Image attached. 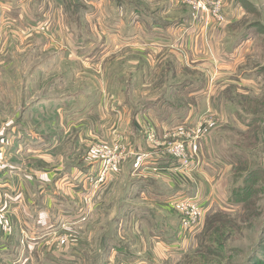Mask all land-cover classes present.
Instances as JSON below:
<instances>
[{
    "label": "rangeland",
    "instance_id": "374dc122",
    "mask_svg": "<svg viewBox=\"0 0 264 264\" xmlns=\"http://www.w3.org/2000/svg\"><path fill=\"white\" fill-rule=\"evenodd\" d=\"M174 1L176 6L168 0H0L4 6L0 16V119L12 123L2 124L4 134L8 135L12 126L19 125L20 118L26 119L31 106L43 96L68 98L80 90L91 92L89 96L93 97L100 81L101 87L109 90L103 95L112 105L126 102L130 116L141 113L150 119L148 108L155 107L153 113L159 114L157 118H164L158 125L151 119V124L147 123L143 134L148 148L141 152L154 150L171 158L175 167L169 169L188 178V181L182 179L181 186L175 189L187 188L195 182L192 190L196 205L184 210L173 202L192 198L166 200L169 192L160 178L168 169L153 173V179L150 178L158 193L154 201L167 207L165 214L180 229L187 212L190 215L195 210L201 217L193 232L181 237L179 231V240L185 238L186 242L171 253L155 250L140 253L141 246L135 239L147 240L148 235H142L135 227L134 215L127 205L142 203L133 192L140 189L132 182L136 178L148 179L146 176L150 175L145 176L143 169L134 168L133 153L140 150L117 137L123 130L120 124L126 119L120 123L115 119L119 124L111 132L114 137L87 141L88 144H82L81 153L69 155L66 161L83 166L82 169L92 160L105 166L106 159L102 158L108 150L117 159L119 173L123 168L129 170L132 163V175L114 177L108 186L107 201L96 202L98 218L96 210L93 215L89 213L96 194L93 200L83 198L86 204L82 206L81 220L84 221L76 227L69 224L59 228L62 220L56 213L51 220L44 215L35 234L47 230L43 227L48 228V244L23 249L22 257L32 251L35 255L51 250L63 254L78 247L82 253L80 262L71 260L70 264H115L109 258L108 247L120 243L133 251L137 248L138 253L131 252L133 259L124 263L120 260L118 264H264V0H222L228 5V16L221 22L205 19L213 34L221 35L220 44L227 39L225 33L226 41L232 43L228 45L235 52L228 60L231 65L217 60L215 75L207 78V87L199 95H188L185 84L192 80L195 87L203 85L207 75L199 69L181 68L173 51L154 57L155 53L141 42L144 34L134 38L143 32L136 18V7L140 5L158 22L173 20L182 9L190 10L192 16L195 14L188 2ZM229 19L231 27L224 25ZM170 47L175 46L171 43ZM111 56L115 58L108 61ZM69 57H78L82 62L77 64ZM52 82L61 85L52 89ZM187 103L193 107L189 109H192L190 120L185 122L179 119L187 113ZM29 122L24 123L29 125ZM133 126L130 131H134ZM177 132H182L179 135L189 141L187 149L192 141L197 145L196 152L189 153L192 172L182 169L179 157L159 144ZM62 149L67 154L72 151L66 144ZM33 159L36 157L25 152H4V156L0 155V167L10 169L30 161L27 167L32 168ZM127 159L131 163L126 164ZM122 164L125 165L121 167ZM157 178L160 181L154 180ZM145 189L143 194L148 196ZM5 227L9 229L7 223ZM37 261L33 259L31 264H38Z\"/></svg>",
    "mask_w": 264,
    "mask_h": 264
},
{
    "label": "crops",
    "instance_id": "0c3cea01",
    "mask_svg": "<svg viewBox=\"0 0 264 264\" xmlns=\"http://www.w3.org/2000/svg\"><path fill=\"white\" fill-rule=\"evenodd\" d=\"M169 2L176 6V1L168 0ZM227 6V4H223L226 16H228ZM136 8L138 11L136 13L137 22H139L143 32L140 31V35L137 34L134 38H140L144 34L141 37V42L145 43L147 49L152 50L151 53H155L154 57L157 54L167 52V50L173 51L175 52L176 64L181 68L191 69V71L199 69L200 72L202 71L207 75L203 80V85L195 87L193 86L195 82L192 80L185 84L184 88L187 90L188 95L204 93L207 87V78L209 79L210 75H215L218 65L217 60L231 65V61L228 60L234 57L235 51L231 46L232 43L226 41L228 36L224 35L225 33L223 34L224 38L227 37V39H224L225 43L221 45L219 42L221 35L213 34L212 26L208 27L209 25L206 24L205 19H196L194 15L192 16L190 10L182 9L177 17L173 20L170 19L169 22H158L146 14L141 5L140 8ZM3 9L4 6L0 5V16L4 12ZM228 21L230 22V19L224 25L231 27L232 22L228 23ZM146 27H149L150 31ZM170 30L173 31L170 34L167 33ZM171 43L175 47H170ZM230 43L231 45H228ZM129 50L134 49L129 48ZM138 53L143 52L138 51ZM151 57L153 59V55ZM112 58L115 57L111 56L107 59L109 61ZM69 59L71 58L69 57ZM71 60L77 62V64L82 62L78 57ZM219 68L221 71V66ZM110 69L109 72H111ZM60 81L62 80L60 79ZM51 85L53 89L55 86H60L61 82H52ZM101 86L102 82L99 81L97 91H95L93 97L89 96L91 92L80 90L78 93L68 96V98L67 96H43L31 106L29 109L31 114L25 115L27 116L26 119L20 118L19 125L10 128L8 135L4 134V126L7 123H10L8 126L12 123H5L0 119V155L4 156V152L14 151L16 154L25 152L36 157L32 160V168L27 167L30 161H23L20 166L15 165L10 169L0 167V264H26V261H28L27 264H31L33 259H38V264H70L71 260L80 262L79 257L82 253L78 247H72L70 248L71 251L70 249L67 251L69 253L65 252L63 254L51 250L35 255V251H32L31 253H24V257L20 255V251L24 252L23 249L29 250L28 248L32 247H45L48 244L46 242V239L48 240L50 237L48 228L43 227L42 229L47 230H43L42 234H35L40 225L39 219H44V215H47L51 220L56 213L62 220L59 228L69 224L76 227L82 223L84 221L81 220L82 206L86 204L83 198H92L93 200L96 194L94 205H89V213L93 215V211L96 210L95 217L98 218L100 214L97 205L109 198L108 186L112 184L114 177L119 174H122V176L129 175L134 169L132 163L127 159L126 164L131 163L129 170L126 171L123 168L119 173L120 169H118V172L106 174L100 179L99 174L102 165L100 166V163H97L96 160L90 161L85 169H82L83 166L77 167L76 164H68L66 160L70 159L69 155L75 156V154L81 153L82 144H88L87 141L114 137V134L111 133L113 128L125 119L126 121L120 124L123 130L120 131V135L117 133V137L124 139L127 145L140 150L138 152L146 150L148 145L143 134L144 128L148 126L147 123L151 124V120L157 125L164 120V118H157L159 117L158 113H153L155 107L148 108L151 113L149 114L151 120L141 113H137L133 117L130 116L129 105L126 102H116L112 105L106 95H103V93L107 94L109 90H105V87L102 88ZM76 107L78 108L76 109ZM192 107V103H187V113L184 118L179 120L189 121L188 118L192 115V109L190 111L189 109ZM144 111L145 114L146 109ZM117 113L118 116L123 114L122 118L121 116L117 117ZM115 119L120 120L119 123ZM27 120H30L29 125L24 123ZM4 123L5 125H2ZM131 125L134 131H130ZM23 144L24 146H22ZM64 144L67 147H72L69 154H67L68 151L65 153L62 149ZM150 152V163L142 168L146 172L144 175L150 176H146L148 179L136 178L134 183L132 182L134 186L137 185L140 189L133 192H135L134 195H137L138 199H141L142 203L134 206L127 205V208H131V215H134L132 216V222L135 227L140 229L142 235H148L147 240L144 238L141 240L135 239L141 246L140 253L147 250L150 252L155 250L156 252L171 253L181 246L182 242L185 243L186 239L179 240V224L176 221L172 222L167 217L165 214L167 207L154 201V197L158 193L155 185L151 184L154 181L150 178L153 179V173L168 169L169 172H164L160 178L167 185L166 189L169 192L165 196L167 201L181 196L196 199L193 197L194 188L192 187L195 182L187 188L175 189L176 186H181V181H188V178L173 169H169L175 167L171 158L168 159L166 156L158 155L154 150ZM124 165L122 164L121 167ZM154 165L159 168L158 171L152 170ZM64 167L65 169H63ZM89 179L91 180L89 181ZM154 180L160 181L158 178ZM88 186L90 187V193ZM145 188L148 189L150 198L143 194ZM93 189H96L95 192ZM204 201H201V203H204ZM96 202L99 204H96ZM6 223L9 229L5 227ZM181 237L183 236L181 235ZM146 242H149L148 246ZM46 248L51 249L49 246ZM109 249V258L115 264H118L120 260L124 263L129 259H133L134 256L131 252H137V248L133 251L128 245L120 243L110 244Z\"/></svg>",
    "mask_w": 264,
    "mask_h": 264
},
{
    "label": "built area",
    "instance_id": "2783aa9c",
    "mask_svg": "<svg viewBox=\"0 0 264 264\" xmlns=\"http://www.w3.org/2000/svg\"><path fill=\"white\" fill-rule=\"evenodd\" d=\"M185 2H188L190 6L195 10L194 17L196 19L198 18H204V19H211L214 22H221L224 20L225 14L223 9V2L222 0H184ZM182 132L173 133V135H170V139L168 141H164L163 147L166 152H170L172 155L178 156L179 165L182 169H185L187 172H190L192 170L191 167V160L189 157V153L191 150L196 152L197 145L195 142H190L189 146L190 149H187L188 144L187 140L183 139ZM174 143V144H173ZM172 144V145H171ZM102 160H105V166L102 165L99 177L102 179L106 174L117 172V159L115 158L114 154H111L110 151H106L104 153ZM133 166L137 170H141L144 165H148L151 160V152H137L133 153ZM152 170L158 171L159 168L154 165L152 167ZM173 203H176V206L180 205L184 210H186L187 207H194L196 205L194 200L191 199H183L180 201H175ZM189 208V209H190ZM195 208V207H194ZM191 211V210H190ZM193 214H190L187 212L184 214L185 219L181 222V229L180 233L181 235H186L187 233H191L196 229L200 222V215L195 210H192Z\"/></svg>",
    "mask_w": 264,
    "mask_h": 264
},
{
    "label": "trees",
    "instance_id": "16d2710c",
    "mask_svg": "<svg viewBox=\"0 0 264 264\" xmlns=\"http://www.w3.org/2000/svg\"><path fill=\"white\" fill-rule=\"evenodd\" d=\"M246 189H247L246 187H243V189H242V190H243L244 192H247V191H246Z\"/></svg>",
    "mask_w": 264,
    "mask_h": 264
}]
</instances>
